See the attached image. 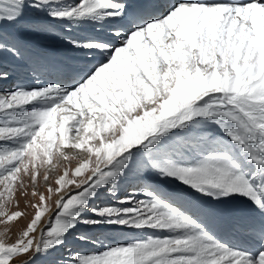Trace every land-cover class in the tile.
<instances>
[{
  "label": "snow or ice",
  "instance_id": "obj_1",
  "mask_svg": "<svg viewBox=\"0 0 264 264\" xmlns=\"http://www.w3.org/2000/svg\"><path fill=\"white\" fill-rule=\"evenodd\" d=\"M28 9L43 15L28 31L77 55L33 53L34 82L0 91L6 236L26 179L64 169L54 222L37 234L39 194L0 264H264V0H4L0 53L18 63L30 50L3 26ZM12 74L0 63V82ZM125 229L167 235L105 243Z\"/></svg>",
  "mask_w": 264,
  "mask_h": 264
},
{
  "label": "rangeland",
  "instance_id": "obj_2",
  "mask_svg": "<svg viewBox=\"0 0 264 264\" xmlns=\"http://www.w3.org/2000/svg\"><path fill=\"white\" fill-rule=\"evenodd\" d=\"M69 1H71V0H69ZM0 3H3V2H0ZM29 28H30V26L27 23L23 22L21 24V28L20 29H22L24 31V29L27 30ZM2 56L3 57L6 56V59L8 58V55H4L3 53H0V58ZM5 142H7V141H5ZM5 142L0 141V148H3V146L4 147L14 146L11 142H8V144H5L6 145L5 146L4 145ZM67 150L72 155H75L76 152H81L82 151V150H72V149H67ZM76 163H77L76 160H73L71 165H70V167L73 170H74V167L76 166ZM63 171H64V169L60 168L58 170V174H57V170L51 172L49 174V179H48L47 182L43 179V171H42L41 172V176L39 178V182L35 186H33L31 184V182L27 181V179H26V183L28 185L27 188L26 189H21V193H20V190H18V192L16 194V197L14 198L15 200L13 201L12 205H10V207L8 209L9 212H11V211H20L22 213L23 219H25V221L23 223H21V224L16 225L17 224L16 223L17 220L22 218V217H18L16 221L11 222L9 227H10V229L12 231H9L7 236L5 235V232L7 230L5 229V227L3 225H0V239H6V240H8V242H14L16 239H18L20 237L21 233L18 230L19 229H23L25 227V225L30 223V218H34L35 211L38 210L37 209V205L41 204V202L39 201V194H43L46 197H49V199H47L43 203L50 207V211L53 210V208H54V200H55V196L56 195L50 194L48 192V189L49 188H55L57 186L55 184V180L58 179L59 175L63 174ZM54 172H56V173H54ZM172 183L176 184L175 182H171V184ZM118 194H120V193L118 192ZM14 202H15V204H14ZM13 205H15V206H13ZM50 211H48V212H50ZM48 212H45V215L42 216L41 222L39 223V225H41V224L46 222L45 216H46V214ZM51 219L54 222V216ZM139 232H141V233H139ZM109 233H113L116 236H120L124 240V242H125V240H129V239L130 240L133 239V241L134 240H142V239H146L149 235L155 236V234H156L155 232L154 233H149V230H147V229H145L143 231H134V233H128L126 231V229L124 231L123 230H115V231L107 232L105 235H109ZM142 233L144 234L143 236H142ZM159 234H160V232H159ZM158 236H161V235H158ZM9 237H10V239H9ZM101 239H103V237H101ZM129 242H131V241H129ZM76 247L80 248L83 251H92V250H94V248L91 245H88V244H79V245H76ZM19 255H20V258H21V261H22V260H25V259L29 258L32 255V253L30 252V253H27V254H19ZM36 264H40L39 259L36 260Z\"/></svg>",
  "mask_w": 264,
  "mask_h": 264
},
{
  "label": "bare ground",
  "instance_id": "obj_3",
  "mask_svg": "<svg viewBox=\"0 0 264 264\" xmlns=\"http://www.w3.org/2000/svg\"><path fill=\"white\" fill-rule=\"evenodd\" d=\"M0 2H4V0H0ZM70 2H72V0L70 1ZM24 19V18H23ZM14 26L16 27V24H14ZM18 26H20V24L18 23ZM23 26V25H22ZM25 30V29H24ZM49 51H52V50H49ZM4 55H8V58H9V54L7 53V52H2ZM7 58V59H8ZM1 60V63L2 64H5V60H4V58L3 59H0ZM9 61H11L10 62V65H11V67L12 66H14V65H17V63H15V61L14 60H8V62ZM8 68L10 67V66H7ZM11 81H13V80H11ZM2 82H0V84H1ZM10 89V88H9ZM1 91V90H0ZM29 110H30V107H29ZM0 119H2V117H0ZM2 142H5V141H2ZM5 144H8V142H5L4 143V145ZM12 145V144H11ZM6 146V145H5ZM4 147V146H3ZM9 147H11V146H9ZM43 171V170H42ZM55 171V170H54ZM54 173H56V172H54ZM53 174V173H52ZM50 182V181H49ZM177 184V183H176ZM174 184V183H167V185L165 184V188L166 189H168V190H172V189H175V188H177L179 185L177 184ZM31 187V186H30ZM44 187V186H43ZM43 189V188H42ZM20 193H21V190H20ZM37 194V193H36ZM30 195V194H29ZM119 195V194H118ZM58 197L57 196H55V199H57ZM142 198H144V197H142ZM15 200V199H14ZM55 201V200H54ZM14 204H15V202H14ZM13 206H15V205H13ZM35 206V205H34ZM24 213V212H23ZM54 214H55V205H54V208H53V210H51L50 212H48L47 214H46V216H45V218H46V222L45 223H43V224H41V225H39L38 226V229H37V234H39V232H40V230L41 229H44L47 225H48V223H49V220H50V218H52L53 216H54ZM45 215V214H44ZM25 218V217H24ZM25 221V219H23V216H22V218H20L19 220H17V224L16 225H18V224H21V223H23ZM3 227V226H2ZM12 231V230H11ZM124 231V230H123ZM126 231L128 232V233H134V231H140V230H133V229H126ZM4 232V231H3ZM119 232V231H118ZM12 233V232H11ZM125 233V232H124ZM123 233V234H124ZM139 233H141V232H139ZM149 233H154V231H152V230H149ZM156 233V235L155 236H157L158 235V232H155ZM161 233V232H160ZM164 235H167V233H164V232H162ZM126 234V233H125ZM144 234L142 233V236H143ZM135 236V235H134ZM137 237V236H136ZM5 238V237H4ZM141 239V238H140ZM114 241H119V242H124V240L120 237V236H114V235H112L111 236V238H109L108 240H105V243H109V242H114ZM129 241H133V239H129V240H125V242H129ZM95 250V249H94ZM102 250V249H101ZM33 255V254H32ZM32 255L29 257V258H27V259H25V260H22L21 261V264H23V262L24 261H27V260H30L31 259V257H32Z\"/></svg>",
  "mask_w": 264,
  "mask_h": 264
}]
</instances>
